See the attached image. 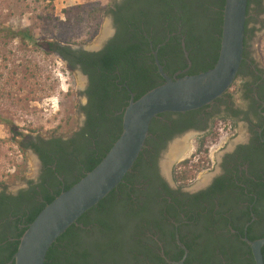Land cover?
<instances>
[{
	"label": "trees",
	"instance_id": "1",
	"mask_svg": "<svg viewBox=\"0 0 264 264\" xmlns=\"http://www.w3.org/2000/svg\"><path fill=\"white\" fill-rule=\"evenodd\" d=\"M224 2L143 0L134 9H116L114 21L118 32L100 51L73 50L51 44L52 49L69 61L71 68L79 65L89 78L85 90L88 104L83 108L86 121L70 139L64 140L61 136L30 139L22 145L18 141L22 147L30 146L39 155L44 171L37 183L30 182L15 194L0 191V264H14L11 260L28 224L45 205L75 184L105 156L121 133L123 110L131 96L136 100L164 82L154 61V50L169 77L177 70H181L177 76L196 74L215 64ZM262 2L248 0L247 9L261 13ZM254 32V27L249 28V40ZM14 36L23 41L31 39L26 30H19ZM197 110L180 113L176 123L188 124ZM160 117L168 118L170 112L153 118L144 147L132 169L117 187L53 242L44 264H171L166 258L179 259L183 250L177 249L174 223L170 220L185 218L196 219L192 225L200 230L188 241L192 244L202 240L204 243L198 264L218 263L216 248L227 264H255L250 246L238 234L216 235L209 226L225 229L231 225L244 234L249 222L247 237L250 240L263 238L264 182H250L246 192L240 190L244 196L241 200L249 201V210L244 212V217L233 220L221 214L212 220L204 218L198 212L202 206L199 201L192 206L183 196L170 200L166 197L170 196V191L159 190L158 187L165 185L151 177V173L156 175V155L170 131ZM207 136L199 139L193 155L197 159L187 158L175 166V180L180 185L189 184L199 170L209 167ZM214 138L217 140L218 136ZM201 222L207 224L201 227ZM262 254L264 258V246Z\"/></svg>",
	"mask_w": 264,
	"mask_h": 264
},
{
	"label": "rangeland",
	"instance_id": "2",
	"mask_svg": "<svg viewBox=\"0 0 264 264\" xmlns=\"http://www.w3.org/2000/svg\"><path fill=\"white\" fill-rule=\"evenodd\" d=\"M114 1L0 0V191L16 193L37 178L38 161L22 143L35 137L67 139L80 128L84 76L51 44L97 50L111 30L107 10ZM250 25L255 27L252 54L264 67V11ZM19 30L31 39L14 36ZM208 154L209 167L199 170L188 188L213 173L216 144Z\"/></svg>",
	"mask_w": 264,
	"mask_h": 264
},
{
	"label": "flooded vegetation",
	"instance_id": "3",
	"mask_svg": "<svg viewBox=\"0 0 264 264\" xmlns=\"http://www.w3.org/2000/svg\"><path fill=\"white\" fill-rule=\"evenodd\" d=\"M142 2L143 0H115L109 6L107 14L110 18L112 27L111 30L108 31L106 38L102 39V43L96 47L97 50L70 48L73 50H85L88 52L100 51L118 32V26L114 21V12H117L116 9H129V7L134 9L136 4H141ZM252 6L253 5H251V7ZM257 14H259V12L256 9H247L243 58L237 76L230 89L211 104L198 108L199 110L193 115L191 122L188 124L176 123L175 121L179 118L180 113L185 114L188 111L170 112V117H160V121L166 123L170 128V131L169 137L166 139L164 146L160 148L156 155V175L151 173L152 180L155 178L165 185L164 188H162V186L158 188L159 190L168 189L170 191V196L166 197L170 200L172 197L179 198L183 196L186 197L187 202H191L192 206L196 201H199L202 206L198 212L204 218L209 220L219 218L220 214L223 215L224 218L227 217L231 220L244 217V212L249 210V201L248 199L241 200V197L244 198V196L240 193V190L246 192V188L249 186L250 182H256L257 184L260 180L264 182V67L257 63L252 54V45L249 40V28L254 27L250 24L256 20ZM60 56L71 68L69 61L62 55ZM71 69L80 71L83 76L86 77V85L83 91L85 103L81 106L83 122L77 130L79 131L83 128L86 121V113L83 108L88 104V97L85 94V90L89 85V78L82 72L79 65ZM180 71L181 70H177L171 76L173 77L180 73ZM185 133L189 134H187L186 137H183ZM215 135L218 136L217 140L214 138ZM204 136H207L205 145L208 148L212 147L214 144L217 145L218 154L216 156V167L213 169V173L208 175L205 181L200 185L197 184L192 188L187 187L190 183L180 185V183L175 180L174 169L175 166L184 159L179 162L171 163L170 166H168V169H164L163 163L166 161V153L167 151H170L169 149L173 147V145L182 144L185 147L188 146V151L191 149L187 158L193 157L195 160L197 158L193 155L196 153L199 139ZM72 137H74V135H71L69 139ZM181 137H183V139ZM178 138L179 141L173 143L174 140ZM37 139L47 140V138L43 137L32 138L34 141ZM29 140H27V143ZM25 149L32 151L38 160V175L35 181H32L33 183H37L44 171L43 163L40 160L39 155L30 146ZM149 184L150 183L146 182L145 185L149 186ZM195 220L196 219L188 220L186 218L182 221H175L174 219L170 220L174 223L175 239L177 232L179 240L182 243V245H179L176 239L175 242L178 247L176 248L183 250V253L179 259L172 260L167 257L166 259L169 263L176 264L177 261L182 259L183 264L199 263L202 257V254H200L199 251L201 248H204V243L202 240H197L192 244L188 241L189 237L198 235L200 232V230L196 229L195 224L192 225V223H196ZM198 222L199 221H197V223ZM182 223H184V225ZM188 223L190 226L187 225ZM203 224L207 223L201 222V227H203ZM217 226H219V224H217ZM248 226L249 222L245 225L243 231L244 234L235 230L231 225L225 229L220 227L213 228L210 226L209 228L214 229L216 235L221 234L224 237H229L232 233L238 234L244 241V237H247L248 234ZM219 251V249H215V255L219 258V261L218 263L213 264H227L223 256L219 254Z\"/></svg>",
	"mask_w": 264,
	"mask_h": 264
},
{
	"label": "water",
	"instance_id": "4",
	"mask_svg": "<svg viewBox=\"0 0 264 264\" xmlns=\"http://www.w3.org/2000/svg\"><path fill=\"white\" fill-rule=\"evenodd\" d=\"M247 4L248 0H225L218 58L209 69L169 77L159 62L157 50L153 51L157 70L164 82L136 100L133 96L130 98L123 110L121 133L111 148L92 170L45 205L28 224L11 262L44 264L53 242L117 187L132 169L144 147L153 118L164 112L196 110L211 104L230 89L243 58ZM177 141L179 138L173 143ZM176 239L182 245L177 232ZM244 241L250 246L254 263L264 264V237L255 240L244 237ZM176 264H183V259Z\"/></svg>",
	"mask_w": 264,
	"mask_h": 264
},
{
	"label": "bare ground",
	"instance_id": "5",
	"mask_svg": "<svg viewBox=\"0 0 264 264\" xmlns=\"http://www.w3.org/2000/svg\"><path fill=\"white\" fill-rule=\"evenodd\" d=\"M188 146L182 144H175L169 150L168 155H166V161L163 163V168L166 169L171 163L181 161L189 156ZM168 158V159H167ZM177 160V161H176ZM205 181V180H204Z\"/></svg>",
	"mask_w": 264,
	"mask_h": 264
}]
</instances>
